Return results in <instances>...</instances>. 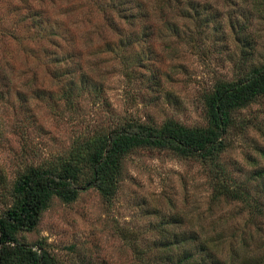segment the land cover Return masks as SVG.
I'll use <instances>...</instances> for the list:
<instances>
[{"label":"rangeland","instance_id":"obj_1","mask_svg":"<svg viewBox=\"0 0 264 264\" xmlns=\"http://www.w3.org/2000/svg\"><path fill=\"white\" fill-rule=\"evenodd\" d=\"M121 1L0 0V214L26 165L127 119L203 126L215 82L264 64L262 0ZM234 118L221 163L251 204L218 195L199 159L141 150L112 201L95 187L55 198L21 238L43 241L60 264H178L166 242L195 236L197 264H264V97Z\"/></svg>","mask_w":264,"mask_h":264},{"label":"trees","instance_id":"obj_2","mask_svg":"<svg viewBox=\"0 0 264 264\" xmlns=\"http://www.w3.org/2000/svg\"><path fill=\"white\" fill-rule=\"evenodd\" d=\"M123 3L118 0L119 6ZM144 5L139 1L137 11L144 9ZM81 77L88 89L94 84L87 74L82 73ZM261 97L264 64L249 68L233 80L215 82L204 96L207 122L203 126H187L174 119L160 126L127 119L107 132L83 137L68 155L55 162L26 165L9 189L12 204L0 214V264H60L43 241H26L20 233L37 231L43 213L55 198L71 203L84 188L95 187L106 200L112 201L120 187L126 158L141 150H169L177 156L199 159L213 173L218 195L251 204L247 184L237 183L229 176L221 155L228 148V134L242 124L235 120L234 113ZM257 175L264 176V171L256 172ZM193 242H197L196 236L166 242V248L178 246L181 250L176 263L197 264L195 253L190 250ZM234 254L233 261L237 253ZM211 259L213 264H225L215 256ZM198 264L209 261L204 259Z\"/></svg>","mask_w":264,"mask_h":264}]
</instances>
